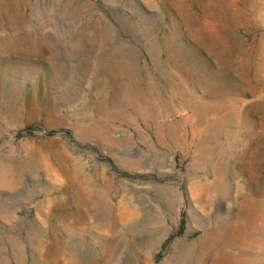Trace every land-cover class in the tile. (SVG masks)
Wrapping results in <instances>:
<instances>
[{
    "label": "rangeland",
    "instance_id": "rangeland-1",
    "mask_svg": "<svg viewBox=\"0 0 264 264\" xmlns=\"http://www.w3.org/2000/svg\"><path fill=\"white\" fill-rule=\"evenodd\" d=\"M0 264H264V0H0Z\"/></svg>",
    "mask_w": 264,
    "mask_h": 264
}]
</instances>
